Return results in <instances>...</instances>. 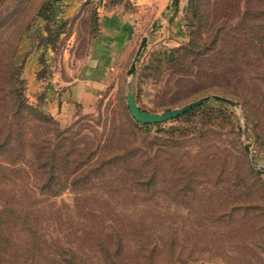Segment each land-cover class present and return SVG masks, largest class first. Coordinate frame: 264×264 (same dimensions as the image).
Listing matches in <instances>:
<instances>
[{"label": "rangeland", "instance_id": "obj_1", "mask_svg": "<svg viewBox=\"0 0 264 264\" xmlns=\"http://www.w3.org/2000/svg\"><path fill=\"white\" fill-rule=\"evenodd\" d=\"M74 1L62 17L66 0H0V264H63L70 252L75 264H111L110 243L117 264H264V0H151L140 13L133 0ZM104 12L130 16L129 55L59 122L32 98L24 62L36 55L37 82L75 81ZM190 38L199 54L162 55ZM18 91L51 122L19 115ZM127 92L148 113L210 95L234 106L208 100L132 130ZM121 150L136 156L101 175L75 165Z\"/></svg>", "mask_w": 264, "mask_h": 264}, {"label": "crops", "instance_id": "obj_2", "mask_svg": "<svg viewBox=\"0 0 264 264\" xmlns=\"http://www.w3.org/2000/svg\"><path fill=\"white\" fill-rule=\"evenodd\" d=\"M140 13L146 7L152 8L151 0H133ZM164 3L165 0H158ZM62 17L76 13L77 4L74 0H66ZM154 10V9H153ZM130 16L100 13L98 33L87 43V57L75 81L62 86L55 81L51 85L33 79L39 69L34 53L30 54L23 65V77L32 98H39L40 108L59 122H66L76 117V109L86 106L95 96L113 71L119 68L130 52L129 29Z\"/></svg>", "mask_w": 264, "mask_h": 264}, {"label": "trees", "instance_id": "obj_3", "mask_svg": "<svg viewBox=\"0 0 264 264\" xmlns=\"http://www.w3.org/2000/svg\"><path fill=\"white\" fill-rule=\"evenodd\" d=\"M197 49H199V45L196 43L195 39L194 38H190L189 41L187 42V44H185L184 46H181L179 48H175L173 50H170L168 53H165L163 52L162 55L163 56H167V57H170L172 58L173 56L175 55H178V54H181V53H184V54H192L193 52L195 54H199L197 51ZM205 53L207 51H204ZM166 61V60H165ZM167 61H172L171 59L167 60ZM156 66L159 67V64H161L162 60H160L159 58L156 60ZM15 81H18V80H15ZM16 97L18 98V111L17 113L20 115L21 112L23 110L25 111H32L34 113V115H36L37 119L40 120V122L44 123V124H48L51 122V120L47 117H45L43 114L39 113L37 110H35L34 108H31V106H29L27 104V102L23 99V96L22 94L18 91L17 94H16ZM205 104L201 105V106H198L196 108H193L187 112H185L184 114H182L181 116L171 120L172 122L174 121H178L179 119L191 114L192 112L194 111H197L199 110L200 108L204 107ZM126 124H128V126L130 127V129L132 130H135V129H139L138 127H147V128H157L159 127V124H155V125H145V124H138L136 122H134L131 118H126ZM9 138L6 139V141H3L0 143V148H4L6 145H8V141ZM136 150H131V152L129 151H120V152H114V153H110V154H106V157H100V160L94 162L93 164H85V162H79L76 165L77 168L81 167L82 165L86 168L87 170V174L88 176L90 175H101L103 173H105V169H113V168H116V165H125L126 163H128V161H131L132 162V159L136 156L134 155V152ZM74 162V161H73ZM72 162V163H73ZM129 162V163H131ZM44 171L42 172V175L45 176L47 173H46V170L48 169L49 170V174H47V178H46V184H45V187H47V184L50 185L54 182V180H56L54 177H53V170L51 169V164H44L43 167ZM76 168V169H77ZM60 176H64V177H67V174L66 172H63ZM143 178H145V174H143V176L140 178L139 182L138 183H145V180L141 181ZM87 177H84L83 180H86ZM134 183H137V182H134ZM111 244V243H110ZM110 244L107 247V253H102V256H103V259L104 260H109V259H114L116 260L115 263H111L109 261H107L108 263H111V264H117L118 262V255H119V249H116L118 248V246L115 248V249H111L110 248ZM69 252V251H68ZM105 252V251H103ZM70 255V259H67V258H61V262L63 264H75L73 263V259L75 258L74 255L72 254V252L68 253ZM150 254H153V252H151Z\"/></svg>", "mask_w": 264, "mask_h": 264}, {"label": "water", "instance_id": "obj_4", "mask_svg": "<svg viewBox=\"0 0 264 264\" xmlns=\"http://www.w3.org/2000/svg\"><path fill=\"white\" fill-rule=\"evenodd\" d=\"M177 1L178 0H170V5L166 8L169 9V7L171 6H176L177 5ZM146 42V39L143 38L138 46V49L134 55V60L138 57L139 52L141 51V49L143 48L144 44ZM133 60V61H134ZM133 64L134 62H132V64L130 65L129 70L127 71V74L130 75L133 71ZM208 100H214L217 102H221L224 104H227L231 107L234 106V103L226 98L220 97V96H216V95H210L207 97H203L200 98L198 100H195L193 102L187 103L183 106H181L180 108H176V109H171V110H166L163 111L161 113H148V112H144L141 111L137 108L134 99L132 97V94L130 92H127L125 94V106L127 109V112L129 114V116L136 122L139 124H145V125H155V124H161L164 123L166 121H170L173 120L179 116H181L182 114H184L185 112L196 108L200 105H202L203 103H205ZM245 151H247V148L245 147ZM263 173H264V167H263Z\"/></svg>", "mask_w": 264, "mask_h": 264}]
</instances>
